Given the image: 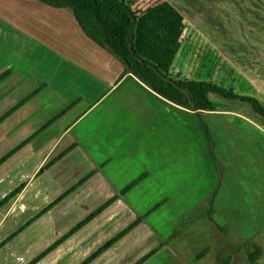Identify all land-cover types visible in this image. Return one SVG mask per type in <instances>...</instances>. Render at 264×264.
Returning <instances> with one entry per match:
<instances>
[{"label": "crops", "instance_id": "crops-1", "mask_svg": "<svg viewBox=\"0 0 264 264\" xmlns=\"http://www.w3.org/2000/svg\"><path fill=\"white\" fill-rule=\"evenodd\" d=\"M116 95L101 118H86ZM0 106V145L6 149L0 157V169L6 168L0 173V231L9 225L0 237V264H29L115 197L37 264H83L139 218L142 223L90 264H136L162 244L143 264H173V240L167 241L202 202L185 172L206 171L218 192L215 203L222 193L216 165L203 154L212 138L206 118L214 112L186 118V110L127 74L71 10L0 0Z\"/></svg>", "mask_w": 264, "mask_h": 264}, {"label": "rangeland", "instance_id": "rangeland-1", "mask_svg": "<svg viewBox=\"0 0 264 264\" xmlns=\"http://www.w3.org/2000/svg\"><path fill=\"white\" fill-rule=\"evenodd\" d=\"M126 1L134 4L138 16L139 52L164 73L180 80L211 82L255 96L264 104V0ZM113 98L86 118H101L107 103L118 101V95ZM214 102L217 111L206 118L212 138L207 136L209 148L203 154L207 151L216 165L217 191L221 183L222 193L210 216L216 192H212L213 184L209 186L206 171L197 176L185 172L184 178L197 183L191 188L192 195L200 191L202 202L194 205L176 229L187 227L172 242L177 259L173 264H225L227 260L228 264H250L244 252L232 254L233 246L252 242L264 250V118L246 103L220 97H214ZM116 105L113 116L118 118V105L126 104ZM2 110L0 106V127ZM122 110L127 111L125 106ZM181 112L186 118H200L190 111ZM3 145L0 157L6 151ZM4 159L0 158V165ZM259 264H264V256Z\"/></svg>", "mask_w": 264, "mask_h": 264}, {"label": "trees", "instance_id": "trees-1", "mask_svg": "<svg viewBox=\"0 0 264 264\" xmlns=\"http://www.w3.org/2000/svg\"><path fill=\"white\" fill-rule=\"evenodd\" d=\"M38 1L53 8L71 10L85 34L93 42L118 59L125 66V72L127 74H133L147 88L171 104L186 111L193 112L200 117L201 114L217 111V107L210 98V96L213 95L228 101L246 103L254 110L256 114L264 118V106L257 98L239 95L232 90H227L207 81H190L172 78L168 74L164 73L157 65L144 58L138 49V16L134 10V4L131 2L126 0ZM139 181L140 179L132 183L128 189L135 186ZM22 189L23 187L17 190V192L11 194L8 200L19 193ZM217 193L218 192H216L212 197V207L210 213H212ZM115 200L116 197L104 204L29 264L39 263L44 257L61 245L65 240L70 238L96 216L106 210ZM154 210L155 209L151 210V212ZM151 212H148L146 216L150 215ZM142 221V218H139L135 223L112 239L83 264H90L95 258L112 247L130 231L135 229L140 223H142ZM185 226L186 225H184L182 230H176L167 242L176 239L183 232V230L187 228ZM15 236L16 234L11 236V238H9L6 243ZM163 246L164 244L160 245L136 264L145 263ZM233 247L234 249L232 254L236 255L238 253L244 252L248 257L250 264H259V261L264 256V250L262 247L252 242H247L241 247ZM228 261L229 260H227L225 264H228Z\"/></svg>", "mask_w": 264, "mask_h": 264}]
</instances>
